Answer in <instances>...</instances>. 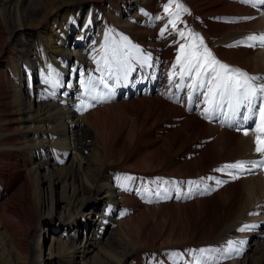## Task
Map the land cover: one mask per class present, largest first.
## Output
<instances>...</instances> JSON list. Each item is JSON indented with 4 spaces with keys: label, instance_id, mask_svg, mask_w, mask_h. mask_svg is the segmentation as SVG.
<instances>
[{
    "label": "bare ground",
    "instance_id": "bare-ground-1",
    "mask_svg": "<svg viewBox=\"0 0 264 264\" xmlns=\"http://www.w3.org/2000/svg\"><path fill=\"white\" fill-rule=\"evenodd\" d=\"M260 34L261 0H0V264H264V166L219 171L264 159V99L196 114L181 76L207 48L264 84Z\"/></svg>",
    "mask_w": 264,
    "mask_h": 264
},
{
    "label": "snow or ice",
    "instance_id": "snow-or-ice-1",
    "mask_svg": "<svg viewBox=\"0 0 264 264\" xmlns=\"http://www.w3.org/2000/svg\"><path fill=\"white\" fill-rule=\"evenodd\" d=\"M261 2L264 3V0H261ZM181 35H183V33H181ZM248 40L253 42L259 41L261 45H264V34H260L259 36L251 35L248 37ZM200 44H203L202 38L200 39ZM250 46L255 47L256 44L253 43ZM181 47L183 48L184 46ZM204 51L206 56L195 51L191 53L186 65L182 66L181 76L185 73L191 74L194 72L197 77L209 76V83L215 81L214 88H209V104L214 102L216 94L221 98H223L225 94L237 97L242 96L244 100L248 101L249 106H251L252 103L251 97L256 96L258 92L260 95L264 96V84H260L258 87L253 86L252 84V81L261 79L260 77H250L240 69L231 68L227 64H223L216 60L212 57L211 52L207 50V48H205ZM259 114L262 125H264V107L259 109ZM256 145L255 151L257 153H264V141H261L259 137L256 140ZM246 164H251L253 168L264 166V159H261L260 161H237L232 164H226L224 168L219 169V171H224L225 169L251 171V169H245ZM229 175H232V173L229 172ZM216 183L219 184L221 181L217 180ZM251 227L253 226L244 225L239 231L243 232ZM229 243L231 244L232 242ZM240 243L244 242L241 241Z\"/></svg>",
    "mask_w": 264,
    "mask_h": 264
},
{
    "label": "rangeland",
    "instance_id": "rangeland-1",
    "mask_svg": "<svg viewBox=\"0 0 264 264\" xmlns=\"http://www.w3.org/2000/svg\"><path fill=\"white\" fill-rule=\"evenodd\" d=\"M193 15V14H192ZM85 17H86V13H84V14H82V17H81V22H84V20H85ZM203 19H205V20H207V17H206V15L205 16H203ZM179 32V31H178ZM75 35L76 34H74V35H72V37H71V39H70V41H69V48H71V44H72V41L74 40V38H75ZM126 35V34H125ZM128 35V34H127ZM170 36H172L171 34H169L168 36H165L164 37V39H163V41L161 42V46H163V47H165L166 49H168V48H171V49H173L175 52H179L180 51V46H179V44L177 43V44H175V43H173L172 42V38H170ZM168 38V39H167ZM169 41H170V43H169ZM163 42H165V43H163ZM163 43V44H162ZM167 43V44H166ZM143 44V45H142ZM141 44V46H140V44H138L139 46H140V48H141V50L143 51V52H147V53H151L152 55L153 54H155V53H157L156 51H157V49H156V46H154V47H151V45L150 44H147L146 45V43H142ZM171 46V47H170ZM7 47V46H6ZM160 48V47H159ZM151 49V50H150ZM151 51V52H150ZM12 64L16 67L17 66V64H16V62H12ZM7 69V68H6ZM3 70V69H2ZM3 73H4V70L2 71ZM165 80V79H164ZM164 89H166V88H164ZM176 127V126H175ZM9 158H12V156L10 155V156H8V159ZM57 199V201L59 200L58 199V195H57V197L55 196V200ZM59 202V201H58ZM60 203V202H59ZM61 204V203H60ZM242 218H244V216L242 215L241 216ZM97 229H100V226H97L96 227ZM103 232H104V230H103ZM49 244H50V241H48V239H46V241L45 242H43V244H42V248H43V250H47V248L49 247ZM253 252H252V249H250L248 252H247V254H248V256H250V254H252Z\"/></svg>",
    "mask_w": 264,
    "mask_h": 264
}]
</instances>
